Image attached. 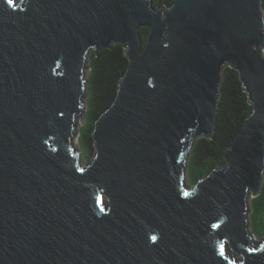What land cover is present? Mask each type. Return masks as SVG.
<instances>
[{"label":"water","instance_id":"water-1","mask_svg":"<svg viewBox=\"0 0 264 264\" xmlns=\"http://www.w3.org/2000/svg\"><path fill=\"white\" fill-rule=\"evenodd\" d=\"M172 1L0 0V264H264L248 222L264 174L260 0ZM113 45L128 64L82 164L87 59ZM224 66L252 109L225 165L189 185Z\"/></svg>","mask_w":264,"mask_h":264},{"label":"trees","instance_id":"trees-1","mask_svg":"<svg viewBox=\"0 0 264 264\" xmlns=\"http://www.w3.org/2000/svg\"><path fill=\"white\" fill-rule=\"evenodd\" d=\"M172 3V0H152V7L169 8ZM260 10L264 19V0H260ZM147 34L146 28L140 29L141 50L145 46ZM262 55L264 56V49ZM87 64L90 70L87 72V108L82 126L85 131L83 136L80 133L78 137L81 158L85 162L91 161L94 157L92 140L94 121L113 102L118 81L126 70L128 60L125 49L120 45H113L110 49L101 50L96 55L90 51ZM251 109L238 73L224 66L221 71L213 132L209 138H199L193 143L187 161V184L194 185L213 170L225 165L224 153L233 142ZM249 209L250 233L256 241L261 240L264 238V174L261 191L258 196L250 199Z\"/></svg>","mask_w":264,"mask_h":264},{"label":"rangeland","instance_id":"rangeland-1","mask_svg":"<svg viewBox=\"0 0 264 264\" xmlns=\"http://www.w3.org/2000/svg\"><path fill=\"white\" fill-rule=\"evenodd\" d=\"M16 1L18 2V1H20V0H16ZM75 122H76V129H77V130L79 129V130H78V136L75 135V136L73 137V139H72V141H71V144H72L74 150L77 151V153H78L80 159H82V158H81V152H80L79 145H78V137H79L80 133H81L82 136L84 135V131H85V130H84V128L82 127V126H83V123H84V115H82V116L76 118ZM81 139H82V137H81ZM81 161H82V160H81ZM85 163H87V162L82 161V164H85ZM250 199H251V198H249L248 200L250 201ZM254 240H256V239L254 238ZM259 241H260V239L257 240V242H259ZM255 242H256V241H255Z\"/></svg>","mask_w":264,"mask_h":264},{"label":"snow or ice","instance_id":"snow-or-ice-1","mask_svg":"<svg viewBox=\"0 0 264 264\" xmlns=\"http://www.w3.org/2000/svg\"><path fill=\"white\" fill-rule=\"evenodd\" d=\"M9 2L11 3V0H9ZM153 239H155V237H153Z\"/></svg>","mask_w":264,"mask_h":264}]
</instances>
